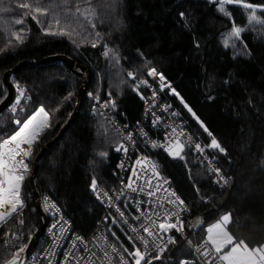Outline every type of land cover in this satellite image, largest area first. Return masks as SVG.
Returning <instances> with one entry per match:
<instances>
[{"label":"trees","instance_id":"trees-1","mask_svg":"<svg viewBox=\"0 0 264 264\" xmlns=\"http://www.w3.org/2000/svg\"><path fill=\"white\" fill-rule=\"evenodd\" d=\"M23 2L32 0H0V102L6 95L4 73L23 61L36 62L60 54L89 72L78 115L40 158L34 179L39 196L50 197L70 219L72 232L86 236L94 229L103 208L89 192L90 184L95 179L98 186L110 191L118 163V139L91 109L87 96L105 101L124 122L135 124L144 95L138 87L139 77L149 69H157L172 83L178 98L171 99L188 122L191 134L203 147L215 138L227 153L207 149L218 160L221 171L231 178L226 190H219L209 181L187 150L184 160L149 154L188 208L185 234L199 243L208 225L231 213L227 230L237 241L243 239L250 247L264 245V22H250L252 10L242 5H227L230 15H225L212 0H42L48 15L19 8L17 5ZM244 2L258 6L257 20L264 21L259 7L264 6V0ZM77 7L80 17L74 23L76 31L63 36L45 34L52 12L63 16L66 9L75 11ZM22 13H27L24 23L16 24ZM33 15L43 24L33 20ZM233 19L247 30L241 32V39L230 41L234 46L225 47ZM50 30L59 28L53 24ZM68 69L63 63L50 62L27 66L11 75L13 85L21 83L30 94L20 121L43 106L50 114L51 127L33 146L29 171L21 186L22 211L0 227V264H9L16 255L2 247L7 231L20 222L19 231L28 242L36 230L37 215L28 178L36 154L58 133L74 109L83 78ZM127 71H132L135 79L129 78ZM8 117L2 118L0 141L20 127ZM196 216L201 222L191 231L188 221ZM104 230L121 252V244L129 252L134 251L128 234L111 215ZM174 237L175 243L153 264H179L191 257L183 240ZM43 242L41 237L35 251ZM123 255L134 264L127 253Z\"/></svg>","mask_w":264,"mask_h":264},{"label":"built area","instance_id":"built-area-1","mask_svg":"<svg viewBox=\"0 0 264 264\" xmlns=\"http://www.w3.org/2000/svg\"><path fill=\"white\" fill-rule=\"evenodd\" d=\"M150 70L152 69L147 70L138 80V87L143 90L144 95L141 97V110L138 121L135 124L130 125L124 122L118 112L105 101L92 95L87 96L91 109L102 119L110 132L118 139V145L115 148V152L118 154V163L114 173V186L110 191H106L111 200L109 201L106 197L98 198L97 194L103 193L105 190L98 186L97 183L96 192L92 190V182L89 187V192L103 208V213L94 229L86 236L73 233L71 221L63 211L56 204L59 211L57 212L55 209H51L50 205L54 204V202L50 197L39 196L41 209L45 217V226L41 236L44 242L39 250L35 251V247L29 252L23 264H90L89 257H91V262H94V264H108L104 256V250H107L111 254V264H121L119 257L115 253H111L109 245L112 243L107 239L105 234L104 224L107 221V216L111 215L122 226L128 236H135L136 233L129 230V225L138 228L141 223L148 224L153 220L158 222L157 216L150 215L147 212L150 205L140 204L139 202L151 200L155 205L163 204L164 208L175 210L173 205L169 203L167 192L158 190L151 197L146 195L149 191L148 186L145 184V180L147 179L151 181L153 186H156L159 182L160 189H167L170 192H174L176 196L179 197L173 189L170 179L163 177L156 166L153 168L155 164L149 156V154L152 153L169 155L165 148L159 147L161 144L168 143L165 139L166 135L172 138L178 137L185 143V150L190 152L198 167L204 169L207 178L214 186L219 190H226L230 187L231 178L222 171L221 174L225 178H230L229 183L223 185V181H220V183L216 182L218 177L210 168H219L218 160L215 159V162L209 165V160H211L213 156L208 154V147H204V156H201V154L195 150V142L188 132L186 123L182 119V114L171 99L173 96L177 97L172 83L157 69H155L157 75L149 76L148 73ZM129 72L134 76L132 71H127L126 75L128 77ZM161 76L164 77L163 81L160 79ZM162 84L165 86L161 87ZM14 87L17 94L13 101L3 111L4 114L9 116L10 121L13 123L16 119L20 118L24 110V104L29 98L28 92L22 84H15ZM20 90L24 91V95L27 96V99L24 98V95H20ZM153 92H155V95H153ZM17 99H20L19 105L15 104ZM13 106L16 107L15 112L11 110ZM173 113H177L178 115H173ZM157 117H159V123L154 125V120H156ZM3 128L4 126L1 122L0 114V130ZM173 128L176 129L175 133L172 132ZM142 133H147V137ZM129 136H131V139H129ZM188 137L191 139L189 140ZM153 143H155L157 147H152ZM121 145L127 149L126 152L123 149L117 151V148ZM187 145H191V147ZM137 160H140L141 163L137 164ZM26 162H28V159ZM156 173H158V175H156ZM164 180L168 181V183H163ZM129 182L132 183L133 187L138 189L137 192H132L126 187ZM141 188L143 192L140 191ZM121 192H123L124 195L121 196ZM117 196H120L119 200H117ZM138 204L140 207L139 212L137 211ZM125 205H127V207H125ZM117 207H119L120 212L124 213L123 218H121L119 212L116 211ZM141 212H144L145 215L141 216L140 219H134V217L140 216ZM185 214L186 211L178 213L179 219L183 224ZM124 220H127L128 223L125 224L123 222ZM53 225H56V227H53ZM20 227L21 223L18 222L14 230L7 231L4 234L2 247L5 251L17 254L21 246L25 249L28 242L24 241L22 233L19 231ZM140 234L146 235L142 233V230ZM170 234L173 237L178 235L189 248L191 257L183 259L181 262L187 261L188 264H203L204 258L196 252V248L204 240L199 243H194L185 234L184 229L182 232L172 230ZM162 235L166 241L168 234L165 233ZM170 244H167V248ZM136 245L142 248L138 240L136 241ZM69 253H74L76 258H68ZM93 253L96 255L93 256ZM20 254L21 253H19L18 263L20 262ZM152 255H156L155 251H152ZM15 257L17 258V255H15ZM125 259L128 261L127 258ZM181 262L179 264H181ZM128 264H130L129 261ZM212 264H216V261L213 260Z\"/></svg>","mask_w":264,"mask_h":264},{"label":"snow or ice","instance_id":"snow-or-ice-1","mask_svg":"<svg viewBox=\"0 0 264 264\" xmlns=\"http://www.w3.org/2000/svg\"><path fill=\"white\" fill-rule=\"evenodd\" d=\"M212 2L214 4H218L219 10L225 15H230V9L226 8L227 5H242L244 9L252 10L250 16L248 17L250 22H264L257 20L255 9L258 6L253 5L250 2L242 3V0H212ZM17 6L22 9H29L35 13L48 15V7L42 6V0H32L31 3L23 2L19 3ZM259 7L261 13L264 14V6ZM24 15H27V13L20 14V18H17L15 23H24ZM183 15L184 14L181 13L182 17ZM51 16L52 18L48 22V26L45 28V34L61 36L70 35L72 32L76 31L74 23L79 22L80 9L78 7L75 9V11L72 9H66L63 16L57 12H52ZM32 19L36 20L38 24H43L42 21L37 19L36 15H33ZM69 21H73V23H69ZM85 22H88L86 16ZM232 23L233 27L228 38L225 40V47L234 46V44L230 45V41L233 38L241 39V32L247 30L244 28V26H237L234 19ZM53 24L58 26V31L50 30ZM17 39H20V37H17ZM92 46L95 47V43H93ZM105 55H109V52L106 51ZM128 75L132 79H135L131 72H129ZM148 75H157L156 70H150ZM160 79L163 81L164 77L161 76ZM164 86L165 85L163 84L161 85V87ZM20 95H24L23 90H20ZM153 95H155V92H153ZM181 102L183 103V100H181ZM112 103L113 106H115L114 101ZM15 104L19 105L20 99H17ZM184 106L185 108H188L187 104ZM11 110L15 112L16 107L13 106ZM188 111L191 112L192 109L188 108ZM173 115L178 114L173 113ZM193 116H195L194 113ZM14 123L20 126L19 129L11 136L0 141V226L6 223L7 220L13 216V214H17L20 210H22L24 202L21 198V186L23 180L25 179V175L29 171V164L26 161L31 156L33 146L39 141L43 131L51 127L50 114L43 106H41L32 115L27 117L23 122H21L19 119H16ZM158 123L159 117L154 120V125ZM201 126L203 127V125ZM205 131H207V128H205ZM172 132L175 133L176 129L173 128ZM142 134L147 137V133ZM209 135H211V133H209ZM129 139H131V136H129ZM165 139L168 141V143L161 144L159 147L165 148L168 154L173 158L184 160V150L186 147L185 143L178 137L172 138L166 135ZM188 139L190 140L191 138L188 137ZM25 145L27 147H24ZM187 146L191 147V145ZM152 147H157V145L153 143ZM207 147L210 149H216L220 153L227 155L225 149L221 147L215 138L211 140V143ZM194 148L201 154V156H204L205 149L200 143H195ZM121 149H123L125 152L127 151L123 145L119 146L117 151ZM215 159V157H212L211 160H209V165L213 164ZM136 163L140 164L141 161L137 160ZM153 168H155V165H153ZM210 170L213 171L218 177L216 181L217 183H220V181H223V185H227L229 183L230 178H225L221 174V170L219 168H210ZM156 175H158V173H156ZM163 183H168V181L164 180ZM145 184L149 188V191L146 193V195L149 197L153 196L158 190L167 192L169 203L173 205L175 210L166 209L164 208L163 204L155 205L151 200L139 202L140 204L150 205L147 212L150 215L157 216L158 222L153 220L148 224L141 223L138 228L129 225V230L133 233H136L135 236H128V240L134 249L133 252H129L128 248L124 247L122 244L120 245V248L123 249V252H121L120 249L116 247V245H109L111 248V253H115L119 257L121 264H128V261L125 259L123 253H127L128 256L134 261V264H142V262H144V264H153V260H159L161 258L162 253L167 248V244L175 243V237L170 234L172 230H175L176 232H182L184 229V224L179 219L178 213L188 211L185 202L177 197L174 192H170L167 189H160L159 182L156 186H153L151 181L146 179ZM91 187L92 190L96 192L97 184L95 179H93ZM126 187L132 192L138 191L136 187L132 186L131 182H129ZM140 191L143 192V189L141 188ZM197 191L199 190L197 189ZM97 195L98 198L106 197L109 199V201L111 200L108 192L106 191L103 193H98ZM120 195L122 196L124 193L121 192ZM119 199L120 196H117V200ZM50 207L51 209H55L57 212L59 211L55 204L50 205ZM125 207H127V205H125ZM116 211L119 212L121 218H123L124 213L120 212L119 207H117ZM137 211H140L139 204L137 206ZM144 215L145 213L141 212L140 216H136L134 219H140L141 216ZM230 220L231 213L225 214L218 222L207 227L206 239L196 248V252L204 258L203 264H212L213 260L216 261V264H264V245L250 247L243 239L237 241L235 237L227 230V225L229 224ZM123 222L125 224L128 223L127 220H124ZM113 223H115V221H113ZM53 227H56V225H53ZM141 230L142 233L146 235L140 234ZM165 233L168 234L166 241L162 235ZM112 235L115 236V233ZM125 235H127V233H125ZM116 239L119 240L118 237ZM137 240L142 245V248L137 247ZM24 250V247L21 246L19 253L24 252ZM152 251H155V256L152 255ZM19 253L16 254L17 258L16 260H13L12 264H18ZM92 255L94 256L96 254L93 253ZM104 256L108 264H111V254L107 250H104ZM68 258L76 257L74 253H69ZM89 260L90 264H94V262H91V257H89ZM181 264H188V262L182 261Z\"/></svg>","mask_w":264,"mask_h":264},{"label":"water","instance_id":"water-1","mask_svg":"<svg viewBox=\"0 0 264 264\" xmlns=\"http://www.w3.org/2000/svg\"><path fill=\"white\" fill-rule=\"evenodd\" d=\"M50 62H60L65 64L71 71L74 73H77L82 76V83L79 88V91L77 93L76 99H75V104H74V109L72 111V114L70 115L69 119L66 121V123L60 128L58 133L47 143H45L38 153L36 154L33 164H32V170L28 178V183L29 187L31 190V196L33 199V203L35 205V211L37 215V228L34 232V234L30 237L24 252L20 254V262L18 264H23V261L28 257L29 252H31L35 247L36 244L38 243L39 239L42 236L44 226H45V217L43 214V211L41 209L40 201H39V194L37 193L34 185V179L36 177V174L39 169V160L40 158L44 155V153L56 142L58 141L62 135L66 132V130L69 128L73 120L76 118L78 115V112L80 110L81 102L83 98L85 97L86 94V82L89 77V72L87 69H85L82 66H79L77 63H75L71 58L65 56V55H52L43 58L40 61L36 62H31V61H23L16 66H14L12 69L7 70L2 78L3 86L6 91V95L3 98V100L0 102V114L6 109V107L13 101L15 98L17 92L15 90V87L13 86V83L11 82V75L15 74L17 71L23 69L24 67L27 66H33V65H40V64H46ZM201 222V217L196 216L188 221V225L192 229H197L200 225Z\"/></svg>","mask_w":264,"mask_h":264},{"label":"rangeland","instance_id":"rangeland-1","mask_svg":"<svg viewBox=\"0 0 264 264\" xmlns=\"http://www.w3.org/2000/svg\"><path fill=\"white\" fill-rule=\"evenodd\" d=\"M245 12V11H244ZM233 39H235V38H233ZM18 84V83H17ZM21 84V83H20ZM24 86V85H23ZM25 87V86H24ZM26 88V87H25ZM26 90H27V92H28V95H29V98L27 99V96L26 95H24V98H26L27 100H26V103L24 104V110H23V112H25V108H26V106H27V103H28V101L30 100V94H29V90L26 88ZM74 103H75V101H74ZM40 108V107H39ZM39 108H37L35 111H37ZM23 112H22V114H23ZM34 113V112H33ZM32 113V114H33ZM21 114V115H22ZM31 114V115H32ZM3 116H6V117H8V115H6V114H3V115H1V121H2V118H3ZM9 118V117H8ZM20 118H21V116H20ZM20 118H19V120H20ZM192 135V134H191ZM193 136V135H192ZM196 141H198L200 144H201V141L199 140V139H195ZM2 141V140H1ZM202 145V144H201ZM203 146V145H202ZM24 147H27L26 145L24 146ZM172 157V156H171ZM29 159H30V157L28 158V164H29ZM22 210H20L19 211V213H17V214H13V215H19L20 214V212H21ZM9 220V219H8ZM8 220H7V222H8ZM6 222V223H7ZM6 223H4V224H6ZM3 224V225H4ZM2 225V226H3ZM1 227V226H0ZM37 227H35V229H36ZM13 260H16V258L15 259H13ZM13 260L9 263V264H12V262H13Z\"/></svg>","mask_w":264,"mask_h":264},{"label":"bare ground","instance_id":"bare-ground-1","mask_svg":"<svg viewBox=\"0 0 264 264\" xmlns=\"http://www.w3.org/2000/svg\"><path fill=\"white\" fill-rule=\"evenodd\" d=\"M69 70V69H68ZM72 109V108H71ZM90 112V111H89ZM92 113V112H91ZM89 114V113H88ZM92 115H93V113H92ZM102 120V119H101ZM184 121V120H183ZM103 122V121H102ZM185 123H186V127L188 126V122L187 121H184ZM104 123V122H103ZM72 124V123H71ZM187 129H188V132H189V134L191 135V132H190V130H189V128L187 127ZM108 132H110L109 130H108ZM191 137L193 138V141L195 142V143H199L198 141H196L195 139V137L194 136H192L191 135ZM113 138V137H112ZM111 138V139H112ZM112 140H114V139H112ZM38 245H39V243H38ZM41 245V244H40ZM42 246V245H41ZM37 247V246H36ZM39 247V246H38Z\"/></svg>","mask_w":264,"mask_h":264},{"label":"crops","instance_id":"crops-1","mask_svg":"<svg viewBox=\"0 0 264 264\" xmlns=\"http://www.w3.org/2000/svg\"><path fill=\"white\" fill-rule=\"evenodd\" d=\"M219 221V220H218ZM218 221H216V222H218ZM216 222H214V223H216ZM214 223H212V224H214ZM212 224H210V225H208L207 227H209V226H211ZM207 227L205 228V234H204V238H203V240H205L206 239V236H207V231H206V229H207ZM190 230L192 231V230H196V229H192V228H190ZM201 242V241H200ZM195 243V242H194Z\"/></svg>","mask_w":264,"mask_h":264}]
</instances>
